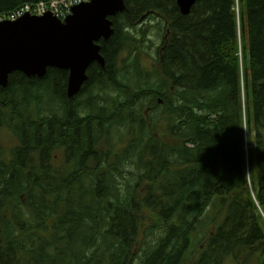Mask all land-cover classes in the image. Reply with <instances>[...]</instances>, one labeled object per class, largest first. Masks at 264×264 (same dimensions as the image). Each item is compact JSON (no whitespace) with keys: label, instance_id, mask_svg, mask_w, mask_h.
Masks as SVG:
<instances>
[{"label":"trees","instance_id":"1","mask_svg":"<svg viewBox=\"0 0 264 264\" xmlns=\"http://www.w3.org/2000/svg\"><path fill=\"white\" fill-rule=\"evenodd\" d=\"M123 2L77 96L56 68L0 87L17 141L0 264H264V0ZM151 26L159 77L141 68Z\"/></svg>","mask_w":264,"mask_h":264},{"label":"water","instance_id":"2","mask_svg":"<svg viewBox=\"0 0 264 264\" xmlns=\"http://www.w3.org/2000/svg\"><path fill=\"white\" fill-rule=\"evenodd\" d=\"M196 1L176 0L179 13L189 15ZM124 8L123 0H90L74 6L63 21L46 13L0 22V87L14 72L42 78L56 68L67 71L66 96L74 97L88 79V67L104 66L98 43L111 37L110 17Z\"/></svg>","mask_w":264,"mask_h":264},{"label":"rangeland","instance_id":"3","mask_svg":"<svg viewBox=\"0 0 264 264\" xmlns=\"http://www.w3.org/2000/svg\"><path fill=\"white\" fill-rule=\"evenodd\" d=\"M155 22L153 19L149 18L146 21V25H154ZM149 38L147 39L144 48L142 51V57H141V68L144 72H153L152 74H157L158 76V67H157V58H158V52L156 53L157 47L160 45V38L157 37V32L153 26L149 27ZM162 34H160V37ZM240 57V54H239ZM159 77V76H158ZM141 85L144 84V80H141ZM161 103V101H159ZM150 112L149 107H145L142 114H147ZM15 145V140L12 138L10 131L6 128H3L0 131V146L7 152L10 148H12ZM112 146L114 147V154H117L126 147V140H117L114 138V141H112ZM127 170V169H126ZM126 170H124L126 172ZM205 230H209V224L205 228Z\"/></svg>","mask_w":264,"mask_h":264},{"label":"built area","instance_id":"4","mask_svg":"<svg viewBox=\"0 0 264 264\" xmlns=\"http://www.w3.org/2000/svg\"><path fill=\"white\" fill-rule=\"evenodd\" d=\"M90 0H50L48 2H39L35 4H26L18 7L5 16L0 17V22L15 21L25 14L33 16H43L46 13L53 14L56 18L63 20L69 14L70 10L81 3H88Z\"/></svg>","mask_w":264,"mask_h":264},{"label":"flooded vegetation","instance_id":"5","mask_svg":"<svg viewBox=\"0 0 264 264\" xmlns=\"http://www.w3.org/2000/svg\"><path fill=\"white\" fill-rule=\"evenodd\" d=\"M82 89V88H81ZM79 94V93H78ZM75 96H77V95H75ZM74 96V97H75ZM73 97V98H74ZM11 134V133H10ZM12 136V135H11ZM12 138L15 140V142L17 143V141H16V139H15V137L14 136H12ZM15 147H17V144H15L12 148H10L9 149V151H7V153L6 154H4V158H6V159H10V153H11V151L15 148Z\"/></svg>","mask_w":264,"mask_h":264}]
</instances>
